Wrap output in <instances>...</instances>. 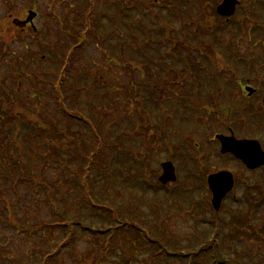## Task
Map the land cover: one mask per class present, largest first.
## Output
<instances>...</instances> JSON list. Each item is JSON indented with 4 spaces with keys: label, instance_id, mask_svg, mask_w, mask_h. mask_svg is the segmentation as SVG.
<instances>
[{
    "label": "rangeland",
    "instance_id": "obj_1",
    "mask_svg": "<svg viewBox=\"0 0 264 264\" xmlns=\"http://www.w3.org/2000/svg\"><path fill=\"white\" fill-rule=\"evenodd\" d=\"M14 1L16 6L25 8L32 4L33 0ZM106 1V3L101 5V13L103 8L109 12L110 16H114L115 20L122 15L127 5L134 7V4L137 3H132L131 0ZM160 1L161 3L169 2V0ZM174 1L172 0L170 4L172 3L173 10L178 12V17L173 18L169 10H166V13V11H161L160 8L153 5L147 8V16L149 14L160 15L162 13V15H168L169 18L173 19L172 21L175 22V28L178 33H174V36L178 37L176 41L180 43H185L183 37L188 34L189 44L181 46L182 53L186 57V64L182 61L175 62L172 58L162 60V63H171L176 68V72L172 71L171 75L168 76L161 69H148V58L151 56L149 52L143 55L144 58L138 59L139 67L146 64L144 71L130 69L127 64L120 65V67L113 66L116 69H111L106 62L109 58L108 55L110 53L114 54L113 49H115L117 42L115 39L118 35L115 32V27L108 25L106 21L101 28L107 26V31H114L113 38L108 41L96 37L99 34L105 35L106 31L101 32V28H99L100 30H95L93 35L90 34L89 40L84 44V47L77 54L75 53L71 69L67 71L65 96L66 102L70 105H68L67 113L75 116L76 122H87L88 114L92 115L98 121L99 132L103 138L107 139V141L109 140L104 144L98 156L101 171L98 176L96 172L95 176L96 194L105 197L108 200L106 203L110 206L126 209L127 218L134 220L137 226L145 228L149 233L157 236V239L165 242L170 250L177 248L188 252L191 248L198 249L199 242L201 243L204 239L209 238L212 227L204 218L213 217L210 208H207V201L199 199V190L201 189L195 184L192 174L190 175L193 170H196L195 161L193 160V162L190 159H193V156L197 153L194 148L196 142L201 146V155L203 156L206 169L210 173L219 171L220 168H238L236 172L238 182L241 183L242 179L246 178L251 184L256 180L264 182L263 171H258L256 176L253 173L245 172V169L240 168L241 164L231 159L230 156L221 155L220 147L214 140L216 134H225L227 132V127L224 124L226 121H236L238 124H234L233 127L235 126L237 134L242 135V132L244 133L248 126L247 123L243 124V113L248 114L247 111L254 112L256 111L254 108L259 105L260 88H264V78L263 83L260 84L261 80L257 77L259 75L264 77V68L262 67L264 63V32L256 29L255 25L257 22H264V0H243V8L238 9L236 12L241 18L239 22L243 21L245 24L247 29L245 33H242L234 23L233 16L235 14L228 16L217 13V6L220 0H192L191 9L196 16V20L189 23H184L186 16H183L182 13H185L189 7L184 6L183 3L173 5ZM37 2L40 18L35 21V24L43 35H45V31L48 30L49 26H55V23L62 21L64 17L79 18L78 12L80 13L83 5L82 0H76L74 8H70L65 0H38ZM141 4V2L137 3L138 6ZM74 11H76V14H74ZM26 14L25 11L21 17H25ZM2 15L3 10L0 8V17ZM225 16H227L228 23L226 21L220 22ZM94 18L97 20L96 13ZM108 20L111 21V19ZM146 23H151L149 17ZM181 23H184V28L180 27L183 26ZM191 27L198 29V31L201 30V33L205 34V36L195 38L192 32L189 31ZM60 30L64 33L66 32L61 27L56 28V31ZM210 32H213V35ZM65 38L68 40L66 43H70L71 40L72 42L77 41L78 39L77 35L73 36L72 32ZM15 39L17 41L16 37ZM17 42L10 48L11 53L15 52V56L9 53V64H5L8 66V70L2 67L4 71L8 72L9 85L3 89V97L7 98V102H4V100L0 102V107L2 108V110L0 109V121L5 119L4 115L7 113V106L8 108L10 107L9 109H13V106L9 103L12 101L18 107L17 119L21 123L24 120L37 122L31 115V112H36L41 114L43 119L50 121V125H66L69 120L65 118L62 110L57 108V100L51 83L33 84L32 78L27 75L28 73L25 72L24 67L23 71H20L22 73H19L16 71L17 67L14 66V60L17 56L23 55L17 57V59L25 65L26 60H28L25 54L29 53V55H32L34 52L39 53V51H44L45 54L46 50L40 46L36 37H30L27 44L25 42L24 44H17ZM141 44L140 39L133 38L129 45L133 46L134 49ZM47 59L45 56L43 60L46 61L42 62L41 66L46 67L49 64V59ZM29 60H31V56ZM142 62L144 63L142 64ZM0 64L2 65V61H0ZM186 65H192V70L185 69ZM117 69L119 72H116ZM212 73L214 76H212ZM151 74H153V77ZM86 75L88 76L86 86L93 88L95 85L91 86V84L93 80H96L97 85H102L99 86V90L106 91L102 93L104 94L103 96H107V90H111L112 96L115 98L114 101L109 102L107 101L108 98L100 99L96 90L94 91V100L100 104V107H89L87 93L77 91L75 87V82L78 80L77 77ZM50 77H52V81H57L55 76ZM249 78H252V87L257 88L261 85L258 92L251 97L249 96L250 93H247V89L244 88V82ZM17 79L18 86L15 84ZM169 79H178L174 81L175 94L169 95V93L165 92V89L169 86ZM184 80L189 81L191 85L186 83L187 85L185 86L179 83ZM135 83L140 88L141 96L145 99L146 110L147 107L149 108L147 113L150 114L153 111V115L156 116L149 122V125L144 123V120L146 122L144 115H136L137 108L135 103L137 102L134 99L128 101L127 97H124L125 92L123 93V90L127 87L131 88V85H135ZM162 84L168 86L162 89ZM13 85L18 90L15 92L13 90L11 94L9 89ZM115 85L117 87L121 86L122 91L115 88ZM156 87L161 88V91H158ZM134 88L137 90L136 86ZM177 94L180 98L174 100ZM188 94H198L200 99L205 98L206 101L208 99L205 96L209 94L211 96L209 104L204 108L205 111H203L204 113L201 116L198 127L193 124L192 114L189 110L190 105L185 101ZM213 97L218 102H215ZM148 98L157 103V106H155L156 104L154 105L157 108L151 109L148 106ZM173 104H176V107ZM211 105L215 109L213 107L210 108ZM26 107L31 112H27L25 110ZM225 112L229 113L225 114ZM162 113H173V116L169 119L173 124V130L169 128L167 132H164L163 128H167V120L158 116ZM208 113L211 114L209 115ZM254 114H251L253 118ZM230 117L231 120H229ZM261 118L263 119L262 115ZM131 121H133L132 126L130 125L127 129L128 122ZM133 124H136V127L132 130ZM154 125L155 127H153ZM69 127L76 128V126H72L71 122L67 128ZM175 127L178 129H175ZM194 128L198 129L195 130ZM134 133L135 135L134 137L131 136L133 138L131 140L130 135ZM145 133L148 141L147 148H145L149 159L147 168L152 174V182L156 184V181H159V176L162 174V162L172 161L176 165L178 176L175 184L172 183L171 186L174 188L172 195L168 194V191L159 188L158 185L151 188L145 186L142 182H135L139 179H136L137 167L141 168L142 165H136L133 162L130 152L132 149L138 150V147L142 146L139 139H141L140 135L145 138ZM23 134L21 132L20 139ZM166 134L168 135L167 138ZM185 134H189V137L185 138ZM3 138L5 142L9 139L7 134L0 132V139ZM120 140L122 142L119 143ZM165 140L167 142L164 143ZM109 142L111 143L108 144ZM125 150H128L129 155L123 157ZM169 150L172 151V155H170ZM57 164L59 163L48 165L44 169L42 176L54 182L57 188L55 189V194H53L54 196L59 200L62 196L66 198V201L59 203L61 204V210H64L66 205L67 208H71L68 218L78 215L77 217L81 216V219L90 225L101 222L102 220L95 219V217H99H94L88 212L81 211L73 203L71 197L70 203L67 202L71 184L64 180L63 170ZM109 174L116 177L117 182L114 188L113 185L107 184ZM122 174L125 176V180H123ZM240 183V187L236 192L240 200L234 201L228 197L220 207L221 218L225 220V223L228 222L224 225L219 237L220 243L223 240L225 242L221 254L224 259L231 261L232 264H264V201L261 204L257 203V198L262 195L256 187L250 191L254 195L256 203L250 205L244 197L246 188ZM117 190H120L123 194ZM203 190L202 188V194L204 193ZM15 192L20 195V202H16L17 211L15 216H17L22 226L53 221L54 217L52 216L50 204L36 194L34 187L30 183L19 181ZM9 198L15 201L16 195L11 193ZM2 209L3 206L0 203V210ZM137 212H140L139 215H141L143 220H146L145 222L136 219ZM231 224L234 225V228L230 226ZM126 236L130 235L127 234ZM0 238L6 240L5 242L8 241L4 247H0L3 253L14 258L15 261L32 262L40 260L43 253L51 250L54 244L62 238V232L51 233L46 227L42 231L26 232L24 229L17 231L16 228L10 227L6 221H0ZM125 239L128 240V238ZM76 243L77 245L74 247L76 253L72 255L68 251L63 252L60 255L58 264H80V261L78 262L77 260L79 257L77 258L76 256L81 255L88 258L93 256L91 253L95 242L90 237H85ZM129 243L127 241L124 242L127 248H133V245ZM132 250L135 251V254L136 250ZM139 255L141 258L134 256L133 264H141V259H144L146 252L143 251ZM113 262V260L107 262L104 260L101 264H113ZM153 264H159V262ZM167 264L182 263L173 260ZM208 264L216 263L209 259Z\"/></svg>",
    "mask_w": 264,
    "mask_h": 264
},
{
    "label": "trees",
    "instance_id": "obj_2",
    "mask_svg": "<svg viewBox=\"0 0 264 264\" xmlns=\"http://www.w3.org/2000/svg\"><path fill=\"white\" fill-rule=\"evenodd\" d=\"M75 1L76 0H65L70 8L75 7ZM82 1L83 5L81 11L80 13L78 12L80 15L79 18L76 19V17L68 16L64 17L62 21L57 23L58 27L63 28L66 32L64 33L62 30L56 31L55 36H62L63 38L54 37V43H52L51 38L53 37L52 34L50 35L49 31L45 35H37L36 33L38 43L46 50V53L44 54V51H39V53L34 52L32 55L27 53L25 54V57H28L26 64L23 65L18 62L17 65L19 69H23L24 67L25 72L28 73L27 75L32 78L33 84L51 83L57 100V108L62 110V113L69 122L66 125L63 124V126H61V124L54 126L50 125L51 122L43 119L41 114L31 112L26 107L25 110L31 112L32 117L37 120V122L24 120L21 123L17 119L18 107L15 105V102L12 101L9 103L13 106V109H9L10 107L7 108L6 115L3 114L5 119L0 121V132L5 135L7 134L9 138H7L8 141L6 142L4 141V138L0 139V203L3 206V209L0 210V221H6L10 227H15L17 231H22V229L26 230V232L42 231L43 228L46 227L51 233L62 232V238L54 244L51 250L43 253L40 260H34L32 262L15 261L14 258L6 255L0 250V264H58L60 255L65 251L74 255L76 253V250L74 249L77 245L76 242H80L85 237H90L95 242L92 248L93 252L91 253L93 256L89 258L81 255L76 256L77 258L79 257L77 260L78 262L80 261V264H101L104 260L105 262L113 260V264H133L132 260L134 256L140 257L139 253H142L143 251L146 252V255L143 260L141 259V264H153L158 262L159 264H167L173 260L182 264H208L209 259L211 261L212 258H218L223 263L226 262L227 264H232L231 261L224 259L221 254L225 242L223 240V242L220 243L219 237L224 225L228 223H225V220L221 218V213L214 212V215L216 216L214 221L216 231L213 232L209 238L204 239L201 243L199 242L198 249L195 250L191 248L188 252L177 248L170 250L165 242L157 239V236H154L153 234L150 236L145 228L135 225L134 220L127 218L128 216L126 217L125 214L127 211L126 209H119L110 206L106 203L108 200H106L105 197L96 194V183L94 184L95 176L96 172L98 176L101 171V166L98 163V156L104 147V144L109 140L107 141V139L105 140L103 138L102 134L99 132L98 121H96L92 115L88 114L87 123L76 122V117L67 113L69 104L66 102L65 84L68 77L67 71L71 69V65L75 59V53L77 54V52L84 47V44L89 40L90 34L93 35L95 30L103 27V24L107 21L108 25L115 27V32L118 35L115 39L117 42L115 49H113L114 54L110 53L108 55L109 58L106 62L107 66L113 69L116 66L120 67V65L127 64L130 69L144 71V66L146 64L139 67L138 59L144 58L143 55L150 52L151 56L148 58V69H161L164 71L165 75L170 76L172 71L176 72V68L174 65L172 66L171 63H162V60L172 58L175 62L182 61L186 64V57L182 53L181 46L189 44L190 39L188 34H183L185 35L183 37L185 43L176 41L178 38L174 36V33L178 34L177 29L175 28L176 24L168 15L164 16L161 13L160 15L149 14V16H147V8L153 5L160 8L161 11L169 10L172 13L173 18L176 16L178 17V12H175L172 3L170 4L172 0L164 3H161L160 0H131L132 3L141 2L143 5L141 4L138 6L137 3L134 4V7L127 5L122 15L117 17L116 20L114 16H110L109 12L105 11L103 8L101 13V5L106 3V0ZM156 1L159 3H156ZM181 3H183V5H190L185 13L182 12L183 16H186V18H184V23L195 21L196 16L193 11L190 12L192 3L175 0L173 5H180ZM95 13L97 20L94 18ZM131 13L133 14L131 15ZM74 14H76V11H74ZM148 17L151 23H146ZM107 18L111 19V21ZM113 21H115V23L117 22V24L113 23ZM184 23H181L183 25L180 26L181 28L185 27ZM81 25L82 27H80ZM243 25V22L238 23L237 25L241 31L243 30ZM104 31H106L104 36L99 34L96 37L108 41L113 38L112 35L114 31H107V26L101 28V32ZM189 31L192 32L195 38L205 36V34L203 35L201 33V30L198 31V29L194 27H191ZM70 32L73 33V36L77 35L78 39L73 42L70 39L71 42L66 43L68 40H66L65 37L69 36ZM210 33L213 35V32ZM127 35L129 36L127 37ZM29 36L32 37V35ZM133 38L140 39L142 43L134 49L133 46L131 47L129 45ZM24 40L25 44H27V34L25 35ZM25 48L27 50V46ZM162 48L164 49L162 50ZM129 50L131 51L130 53ZM30 56L31 60H29ZM43 56H46V58L49 59H47L49 64L46 65V67L41 66L42 62L46 61L43 60ZM143 63L144 62H142V64ZM191 66L186 65L185 69L191 71ZM116 72H119V70L117 69ZM178 72L177 74H179ZM50 76H55L57 81H52V77ZM151 76L153 77V74H151ZM87 78V75L77 77L78 80L75 82V87L77 88V91L87 93L89 107H100V104L94 100V91L96 90L98 91L97 96L100 97V99L108 98L107 101H114L115 98L112 96L111 90H107V96H103L104 94L102 93H105L106 91L103 92L99 90L101 84L97 85L96 80H93L91 84V86L95 85L93 88L86 86V81H88ZM169 80V86L162 84V89H164L163 87L168 86V88L165 89V92L167 94L169 93V95L173 93L175 94L173 86L175 85L174 81L178 79ZM179 83L185 86L187 85L186 83L191 85L187 80L180 81ZM134 86H136L137 90H135ZM115 88L122 91L121 86L117 87V85H115ZM156 89L161 91V88L159 87H156ZM123 93L128 101L134 99L138 103H135L137 108L136 115H144L146 118V122L144 120V123L149 125V122H151L153 117L155 118L156 116L153 115V111L150 114L147 113L149 108L147 107L146 110V106L144 105L145 99L141 96L140 88L137 83L131 85V88H125ZM209 96L210 94L205 96L208 101H206L205 98L200 99L198 94H188V96H186L187 99H185V101L190 105L189 110L192 114L193 124L197 127L201 121V116L204 113L203 111H205V106L209 104V99L211 98V96ZM179 98L180 97L177 94L174 100H178ZM149 99L150 98H148V106H150L151 109L157 108L155 107L157 106V103ZM213 99L215 100L214 97ZM173 105L176 107V104ZM158 116L167 120V128H163L164 132H167L169 128L173 130V124L169 121L170 117L173 116V113H162ZM70 122L72 123V126L74 125L76 128H67ZM132 122L133 121L128 122L127 129L130 125L132 126ZM135 127L136 124H133L131 129L133 130ZM153 127H155V125ZM175 129L178 128L175 127ZM194 129L197 130V128ZM21 132L24 134L20 139ZM134 135L135 133L130 135L131 140ZM140 136L141 139H139V142L142 143V146L138 147V150L134 149V151L132 149L130 152L133 162L136 165H142L141 168L139 166V168L137 167L136 179H139L135 182H142L148 187H156V185H158L159 188H163L158 181H156V184L152 182V174L148 170L149 168H147L149 159L147 157V151H145V148H147L146 133L145 138L142 135ZM120 142H122V140H120L119 143ZM110 143L111 142L108 144ZM58 144L60 145L58 146ZM127 155H129L128 150H125L123 157H126ZM54 163H59L57 165L63 170L64 180L71 184L70 193L67 195V202L70 203L71 197L73 203L78 206L81 211L88 212L91 216L99 217H95V219L102 220L101 222H96L95 224L90 225L86 224L81 219V216L77 217L78 215L68 218L67 216L71 208H67L65 204L64 210H61V204L59 203L66 201V198H63L62 196L59 200L54 196L55 189H57L54 182H52V180L49 181L45 176H42L44 169H46L48 165ZM108 178L107 184L113 185L114 188L117 182L116 177L109 174ZM123 180H125L124 175ZM19 181H26L28 184L30 183V185L34 187L36 194L39 197L41 196L42 199L44 198L43 200L50 204L49 206L51 208H49L54 217L53 221L37 223L29 226L21 225L17 216H15L17 211L16 202H20V195L15 192L16 185ZM117 191L123 194L120 190ZM11 193L16 195L15 201L9 198ZM209 199L210 198L208 197V206L210 204ZM139 214L140 212H137L136 219L142 221L143 219ZM230 226L234 228V225L231 224ZM127 234L130 236H126ZM125 238H128V240ZM5 241L6 240L0 238V247H4L7 244L8 241ZM125 241H127V243L130 242L129 244L133 245V248H127L124 244ZM132 249L136 250L135 254V251Z\"/></svg>",
    "mask_w": 264,
    "mask_h": 264
},
{
    "label": "flooded vegetation",
    "instance_id": "obj_3",
    "mask_svg": "<svg viewBox=\"0 0 264 264\" xmlns=\"http://www.w3.org/2000/svg\"><path fill=\"white\" fill-rule=\"evenodd\" d=\"M201 1V0H199ZM223 0H220V2L218 3V5L222 2ZM0 5L2 7L3 10V15L0 17V61H2V65L0 64V90H1V94H0V102L4 100V102H7V98L3 97V89H5V87L8 85V72L4 71L2 67H5L8 70V66L5 64H9V53H10V48L11 46H13L15 44V42H17V44H24V35H25V31L29 28V26L31 27L30 24L24 25V24H19L18 20H15L17 17H14L11 15V19L10 18V14L8 13V2L7 0H5V2L3 3V0H0ZM197 5L199 6V3L197 2ZM241 6H244L243 4V0H241V4L238 6V8H240ZM31 7L33 9H35L37 11L38 7H37V3L35 4H31L28 5L27 7H25L26 9L22 8L21 11H29L31 10ZM218 7V6H217ZM243 8V7H242ZM38 12V11H37ZM40 13L38 12V18H39ZM25 17H18L17 19H25ZM225 19V20H224ZM223 20H220V22H224L226 21V17H224ZM219 22V23H220ZM15 37L17 38V41L15 39ZM11 54H15L11 53ZM262 67L264 68V63L262 65ZM257 78H259L260 84L263 83V76L259 75ZM251 79L249 78L244 82V88L247 89L252 88L254 89V93H252L251 95L249 94V92L247 91V93L249 94V96H253L254 94H256L258 92L259 87H261V85L257 88L252 87L251 85ZM264 87V86H263ZM261 93H260V98L258 101V106L255 107L254 109H256V111L254 112H248L247 113H243V108L241 111L244 115V123H247V129L244 131V133L242 132V135H239L236 133L235 131V126L233 127L234 124H238L236 123V121L232 120L233 122H228L229 126L227 127V132L225 133L226 136L228 137H232L234 136L237 140H258L264 149V88H260ZM2 98V99H1ZM252 113L254 114V118L251 116ZM261 115L263 116V119L261 118ZM250 117V119H249ZM229 120H231V117L229 118ZM224 134V133H223ZM184 137H189V134H185ZM217 144L219 145V147L221 148V142L218 139H214ZM197 143V142H196ZM195 143V144H196ZM198 144V143H197ZM226 156H230L231 159L237 161L239 164H241L240 168L241 169H245V172H249V173H253L255 176L257 174L258 171H263L264 172V166H257L255 169H252L253 167H250L243 159L242 157L238 156L236 153H234L233 151H228L226 154H224ZM223 168H220L219 170H221ZM224 169H228L230 171H232L234 173V177H235V188L234 191L230 194V198L231 199H237V197H239L237 195V189L240 187V185L237 186L238 179L236 177V172L238 170V168H231V167H226ZM247 185L249 184L252 188L250 190H247L244 193V197H249L250 199H254V195L250 192L251 190H253L254 188H258V190L260 191V194L262 196H260L259 198H257L258 201L263 200V188H264V182L262 180H256L254 183H250L248 181V179H245ZM195 184L197 185V187H200V183L198 181L195 182Z\"/></svg>",
    "mask_w": 264,
    "mask_h": 264
},
{
    "label": "water",
    "instance_id": "obj_4",
    "mask_svg": "<svg viewBox=\"0 0 264 264\" xmlns=\"http://www.w3.org/2000/svg\"><path fill=\"white\" fill-rule=\"evenodd\" d=\"M237 0H224L218 7V12L222 15L232 16L236 12ZM33 13L30 14L27 21L33 19ZM26 21V22H27ZM250 93H253L252 89H248ZM222 143L221 152L226 153L233 151L238 156L242 157L244 161L250 167H257L264 165V152L261 151L258 143L254 141H237L233 137H226L222 135L217 136ZM163 174L160 176V181L164 184L175 181L177 179L175 167L172 162L167 161L162 164ZM209 184L214 194L213 204L216 210H219L222 204V200L230 192L234 185V179L232 174L228 171H220L212 174L209 177Z\"/></svg>",
    "mask_w": 264,
    "mask_h": 264
}]
</instances>
